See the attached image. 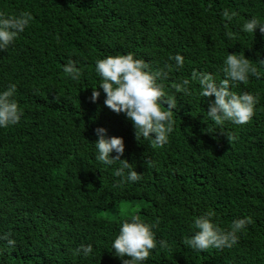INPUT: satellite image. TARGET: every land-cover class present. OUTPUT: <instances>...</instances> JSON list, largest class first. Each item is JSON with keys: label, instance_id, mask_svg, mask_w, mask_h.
<instances>
[{"label": "trees", "instance_id": "1", "mask_svg": "<svg viewBox=\"0 0 264 264\" xmlns=\"http://www.w3.org/2000/svg\"><path fill=\"white\" fill-rule=\"evenodd\" d=\"M225 8L236 13L231 21ZM21 11L32 21L0 51V89L15 83L23 109L18 124L0 128V235L15 240L14 247L0 240V264H123L111 242L130 215L102 213L122 200L137 201L133 214L158 221L156 238L169 243L151 250L145 264H264V32L242 31L253 16L264 23V0H0V12ZM128 52L152 70L184 57V67L164 80L178 103L163 147L137 140L126 115L104 103L95 60ZM228 53L244 54L261 71L260 79L231 85L258 95V103L249 122L217 126L207 116L214 95L201 97L197 82L190 95L172 84L194 69L223 79ZM70 59L82 69L78 81L62 71ZM99 127L123 138L121 159L140 181L113 186L118 164L95 160ZM208 211L223 229L249 218L233 247L184 244L194 219ZM81 243H91L93 254H74Z\"/></svg>", "mask_w": 264, "mask_h": 264}, {"label": "clouds", "instance_id": "2", "mask_svg": "<svg viewBox=\"0 0 264 264\" xmlns=\"http://www.w3.org/2000/svg\"><path fill=\"white\" fill-rule=\"evenodd\" d=\"M236 15L225 8L222 17L231 21ZM33 17L29 11L18 14L0 12V51L8 50L17 37L29 26ZM259 27L264 32V23L253 16L242 24V31L254 34ZM174 64L166 63L163 68L152 70L148 62L137 58L134 53L108 55L95 60V72L100 78L98 86L106 94L105 105L116 113H124L132 122L137 140L143 138L152 144L163 147L169 142L173 131V110L177 108V97L166 91L164 80L168 77L170 69L177 70L184 67L183 55L177 53L169 57ZM264 66V60L258 62ZM78 62L68 60L62 66L67 77L78 81L82 69ZM222 71L224 78L217 81L216 77L207 71L193 70L190 77L172 84L177 93L190 95V85L197 82L199 95L215 99L210 103L207 116L217 126H223L226 121L237 125L249 122L255 114L258 95L251 92L237 93L231 90L236 82L247 84L250 75L260 79L262 73L258 67L250 63L244 54L228 53L223 61ZM17 86L11 83L7 88L0 89V128H7L20 122L23 109L15 99ZM100 95L97 86L93 88L91 100L95 102ZM166 105V107L164 106ZM98 139L95 141V160L106 166L117 165L113 176L120 180L114 183L119 187L122 183H135L142 176L129 163L121 159L125 152V143L122 137L108 136L107 130L99 127L96 130ZM115 153L116 155H112ZM213 211L200 215L192 222V234L184 238V244L194 250L203 251L209 248H231L238 242V233L243 230L249 218L234 219L228 229L217 225L212 217ZM156 223L145 221L140 215L132 214L121 221L119 232L111 242L114 255L123 260V264H145L151 250L158 245L167 249V240H157L153 230ZM10 247L15 246V240L10 233L0 235ZM74 254L87 257L93 254L91 243H81L73 250ZM124 257H128L124 259Z\"/></svg>", "mask_w": 264, "mask_h": 264}, {"label": "rangeland", "instance_id": "3", "mask_svg": "<svg viewBox=\"0 0 264 264\" xmlns=\"http://www.w3.org/2000/svg\"><path fill=\"white\" fill-rule=\"evenodd\" d=\"M139 207V203L137 201H120L116 206H114L111 210L104 211L105 215L108 217L114 216H126L131 215L135 212V209Z\"/></svg>", "mask_w": 264, "mask_h": 264}]
</instances>
